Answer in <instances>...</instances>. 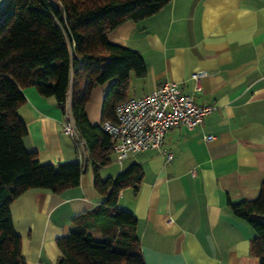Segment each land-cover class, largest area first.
<instances>
[{
  "label": "crops",
  "instance_id": "obj_1",
  "mask_svg": "<svg viewBox=\"0 0 264 264\" xmlns=\"http://www.w3.org/2000/svg\"><path fill=\"white\" fill-rule=\"evenodd\" d=\"M107 39L137 51L146 67L145 76H130L126 99L167 81L192 94L190 75L203 71L193 101L213 109L192 129L170 128L159 151L117 163L110 150L102 164L98 148L77 153L52 98L24 88L17 109L26 128L24 148L41 163L75 160L81 166L77 186L58 194L30 189L10 203L25 264H56V240L68 234L71 218L103 201L95 176L114 178L133 163L141 180L118 193L117 207L137 219L144 264H258L250 253L254 232L228 201L255 199L264 181V0H171L151 17L121 24ZM113 83L91 90L84 105L91 126H99Z\"/></svg>",
  "mask_w": 264,
  "mask_h": 264
},
{
  "label": "trees",
  "instance_id": "obj_2",
  "mask_svg": "<svg viewBox=\"0 0 264 264\" xmlns=\"http://www.w3.org/2000/svg\"><path fill=\"white\" fill-rule=\"evenodd\" d=\"M171 0H6L0 10V264H25L20 238L14 232L10 203L30 189L53 193L79 184L78 161L41 163L24 148V122L17 109L24 104L22 90L34 87L69 111L87 149L105 164L112 141L100 126H91L84 105L91 90L111 79L101 121L114 120L116 105L126 100L131 75L143 77L146 67L137 51L114 44L109 32L121 24L153 16ZM141 171L129 165L114 178L94 186L103 201L71 218L66 236L56 245V264H144L136 234L137 219L117 207L118 193L137 188ZM231 213L253 230L250 253L264 264V181L253 200L231 203Z\"/></svg>",
  "mask_w": 264,
  "mask_h": 264
},
{
  "label": "built area",
  "instance_id": "obj_3",
  "mask_svg": "<svg viewBox=\"0 0 264 264\" xmlns=\"http://www.w3.org/2000/svg\"><path fill=\"white\" fill-rule=\"evenodd\" d=\"M203 71H195L192 94H184L173 82H164L141 97L126 99L114 109V120H103L100 128L109 135L115 161L123 160L139 152L151 149L159 151L165 133L179 124L192 129L213 108L201 106L193 101V93L199 92ZM62 132L68 136L78 154L87 149L85 139L76 130L69 111L63 115ZM213 137L207 135L205 140ZM171 157L167 155V160Z\"/></svg>",
  "mask_w": 264,
  "mask_h": 264
},
{
  "label": "rangeland",
  "instance_id": "obj_4",
  "mask_svg": "<svg viewBox=\"0 0 264 264\" xmlns=\"http://www.w3.org/2000/svg\"><path fill=\"white\" fill-rule=\"evenodd\" d=\"M6 0H0V10L3 8Z\"/></svg>",
  "mask_w": 264,
  "mask_h": 264
}]
</instances>
